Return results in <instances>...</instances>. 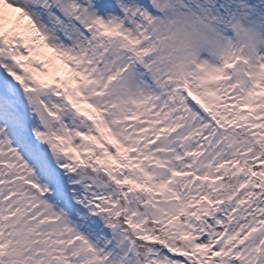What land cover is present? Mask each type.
<instances>
[{
    "label": "snow or ice",
    "instance_id": "1",
    "mask_svg": "<svg viewBox=\"0 0 264 264\" xmlns=\"http://www.w3.org/2000/svg\"><path fill=\"white\" fill-rule=\"evenodd\" d=\"M0 264H264V0H0Z\"/></svg>",
    "mask_w": 264,
    "mask_h": 264
}]
</instances>
